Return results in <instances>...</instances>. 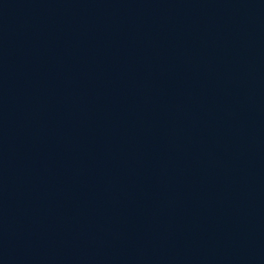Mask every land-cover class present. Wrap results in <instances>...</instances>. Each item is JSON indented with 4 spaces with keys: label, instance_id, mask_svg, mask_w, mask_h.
I'll list each match as a JSON object with an SVG mask.
<instances>
[{
    "label": "water",
    "instance_id": "water-1",
    "mask_svg": "<svg viewBox=\"0 0 264 264\" xmlns=\"http://www.w3.org/2000/svg\"><path fill=\"white\" fill-rule=\"evenodd\" d=\"M0 264H264V0H0Z\"/></svg>",
    "mask_w": 264,
    "mask_h": 264
}]
</instances>
